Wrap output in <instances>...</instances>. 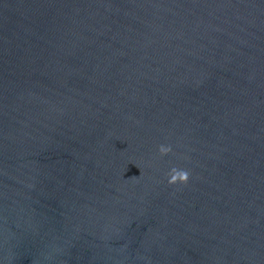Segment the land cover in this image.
Listing matches in <instances>:
<instances>
[{
	"label": "water",
	"instance_id": "95a60500",
	"mask_svg": "<svg viewBox=\"0 0 264 264\" xmlns=\"http://www.w3.org/2000/svg\"><path fill=\"white\" fill-rule=\"evenodd\" d=\"M0 264H264V0H0Z\"/></svg>",
	"mask_w": 264,
	"mask_h": 264
},
{
	"label": "clouds",
	"instance_id": "9594fccd",
	"mask_svg": "<svg viewBox=\"0 0 264 264\" xmlns=\"http://www.w3.org/2000/svg\"><path fill=\"white\" fill-rule=\"evenodd\" d=\"M172 151L171 145L161 144L158 146V152L161 156L167 155ZM189 171L184 169H178L177 167H172L167 173L168 183L176 184V183H187L189 180Z\"/></svg>",
	"mask_w": 264,
	"mask_h": 264
}]
</instances>
